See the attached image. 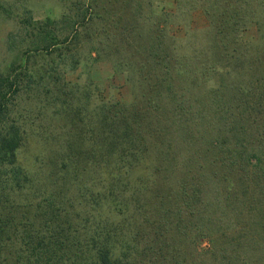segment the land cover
<instances>
[{"label": "trees", "instance_id": "1", "mask_svg": "<svg viewBox=\"0 0 264 264\" xmlns=\"http://www.w3.org/2000/svg\"><path fill=\"white\" fill-rule=\"evenodd\" d=\"M202 2L208 26L172 47L122 27L130 104H90L53 69L0 73V264H264V0ZM33 37L36 56L61 41ZM24 77L60 105L31 160ZM199 236L223 242L200 251Z\"/></svg>", "mask_w": 264, "mask_h": 264}, {"label": "rangeland", "instance_id": "2", "mask_svg": "<svg viewBox=\"0 0 264 264\" xmlns=\"http://www.w3.org/2000/svg\"><path fill=\"white\" fill-rule=\"evenodd\" d=\"M202 3V0H0V73H7L6 67H13V63H22L25 73L33 72L35 66L53 69L54 78L57 76L54 80L61 79L59 86H73L76 95L86 96L90 104L97 94L104 100L130 104L138 89L126 80L127 73L114 62L118 54L113 53L117 43L126 47L119 33L122 27L130 31L134 26L129 36L133 39L143 32L144 40L157 28L162 29L165 43L172 47L176 37L183 36L185 31L206 29L208 19ZM38 29L52 32L61 40L50 55L40 52L36 56L33 52V33ZM245 30V37L251 40L255 26L251 24ZM72 34L77 36L63 42ZM132 39H128L129 44ZM22 86L14 99L15 107L20 110L25 107L28 116L25 124L30 129L45 126L60 109L58 92H38L35 86L28 87L26 77ZM9 101L8 120L13 122V96ZM44 126L34 136L29 135L21 152L24 160H31L35 154H47L46 142L41 137ZM222 242L209 236L196 240L200 251L216 249Z\"/></svg>", "mask_w": 264, "mask_h": 264}]
</instances>
